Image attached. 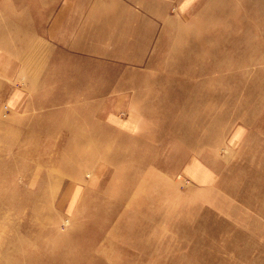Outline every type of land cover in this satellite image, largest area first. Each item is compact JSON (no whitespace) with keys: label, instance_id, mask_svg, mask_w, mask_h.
I'll return each instance as SVG.
<instances>
[{"label":"rangeland","instance_id":"374dc122","mask_svg":"<svg viewBox=\"0 0 264 264\" xmlns=\"http://www.w3.org/2000/svg\"><path fill=\"white\" fill-rule=\"evenodd\" d=\"M0 264H264V0H0Z\"/></svg>","mask_w":264,"mask_h":264},{"label":"bare ground","instance_id":"6f19581e","mask_svg":"<svg viewBox=\"0 0 264 264\" xmlns=\"http://www.w3.org/2000/svg\"><path fill=\"white\" fill-rule=\"evenodd\" d=\"M114 121V120H113ZM71 163V160L70 161H67V163H65V162H63L62 164L64 165V166H66V165H69ZM89 163V162H88ZM43 195V194H42Z\"/></svg>","mask_w":264,"mask_h":264}]
</instances>
